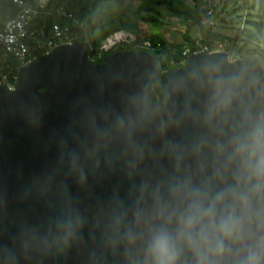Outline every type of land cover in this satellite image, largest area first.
I'll return each mask as SVG.
<instances>
[{
    "label": "water",
    "instance_id": "obj_1",
    "mask_svg": "<svg viewBox=\"0 0 264 264\" xmlns=\"http://www.w3.org/2000/svg\"><path fill=\"white\" fill-rule=\"evenodd\" d=\"M61 43L0 87V264H147L153 193L222 168L264 119V66L192 53L147 82L156 56L88 59Z\"/></svg>",
    "mask_w": 264,
    "mask_h": 264
},
{
    "label": "clouds",
    "instance_id": "obj_2",
    "mask_svg": "<svg viewBox=\"0 0 264 264\" xmlns=\"http://www.w3.org/2000/svg\"><path fill=\"white\" fill-rule=\"evenodd\" d=\"M153 197L147 264H264V119L211 176Z\"/></svg>",
    "mask_w": 264,
    "mask_h": 264
},
{
    "label": "rangeland",
    "instance_id": "obj_3",
    "mask_svg": "<svg viewBox=\"0 0 264 264\" xmlns=\"http://www.w3.org/2000/svg\"><path fill=\"white\" fill-rule=\"evenodd\" d=\"M202 1L207 2L204 8L208 5L215 6L216 31L229 37L242 34V38L236 43L219 41L227 49L230 59L256 60L264 66V42L256 50L257 41L244 40L245 27L256 31L248 21L259 17L262 10L261 0H99L97 7L93 9V13L98 15V24L107 26L111 33L124 30L134 40L121 43L105 54L102 49L104 38H101V30L88 29L90 51L97 43V49L91 54L90 60L98 63L103 54L106 56L123 49L156 53L160 75L156 83L147 85L149 91L155 89L157 83L165 82L166 74L177 63L176 58L179 59L180 66L186 63L184 52L201 35L199 25L191 18V13ZM262 3L264 6V0ZM214 47H218V44ZM155 96V101L166 100H161L158 92Z\"/></svg>",
    "mask_w": 264,
    "mask_h": 264
},
{
    "label": "built area",
    "instance_id": "obj_4",
    "mask_svg": "<svg viewBox=\"0 0 264 264\" xmlns=\"http://www.w3.org/2000/svg\"><path fill=\"white\" fill-rule=\"evenodd\" d=\"M16 8L15 15L8 18L0 27V87L13 90L19 79L18 69L36 60L39 55L46 53L61 43L79 40L81 32L73 30L68 24L54 19L50 23H36L35 19L40 14L65 17L71 19L76 26L82 27L83 22L68 12L64 7L50 9V0H13ZM206 14L201 18L200 25L215 29V6L208 5ZM111 36L112 39H109ZM134 40L124 30L116 31L108 35L102 49L108 51L117 45ZM91 44L88 38L85 40ZM218 44V47H214ZM225 50L217 40L212 41L200 35L195 41V48L188 47L184 52L185 60L192 53L201 51Z\"/></svg>",
    "mask_w": 264,
    "mask_h": 264
},
{
    "label": "trees",
    "instance_id": "obj_5",
    "mask_svg": "<svg viewBox=\"0 0 264 264\" xmlns=\"http://www.w3.org/2000/svg\"><path fill=\"white\" fill-rule=\"evenodd\" d=\"M31 2H35V0H28ZM99 3V0H50L49 8L50 9H56L58 7H64L68 12L72 13L75 17L79 18L83 22V26L79 27L76 26L71 19H67L65 17H58L57 15L53 17L52 15H46L45 13H42L39 15L38 18L35 19L36 23L41 22H47L50 23L54 19L60 20L63 24H68L73 30H79L81 32V37L79 40H86L87 39V31L88 29H91L94 31L95 29H100L102 36L101 38H106L108 35L112 34L107 26H101L98 24V15L93 13V9L97 7ZM207 4L206 1H202L197 9L193 10L191 13V18L194 19L195 23L199 25V32L202 36L206 37L207 39H211L212 41H223L227 42H234L236 43L239 38H242V34H237L234 37L226 36L222 33H219L215 29L211 27H203L200 25L201 18L206 14V9L204 6ZM260 5H262V10L259 12V17L256 19H253L251 21H248L250 23V26L254 27L256 31H253L251 27H245V33L246 37H244L246 42H250L251 40L257 41V49L259 50V46L261 43L264 42L263 38V31H264V6L262 3V0L260 1ZM203 7V8H202ZM16 8L13 3V0H0V27L3 25V23L10 18L11 16L15 15ZM192 49L195 48V43H192L190 46H188ZM97 49V43L94 44L93 49L88 53V58L91 59V54L94 53ZM109 51V50H108ZM103 49V52L106 54L108 52ZM105 54L101 57L99 62L104 61ZM156 58V53H153ZM176 58V57H174ZM177 63L173 66V68L180 66V61L178 58H176ZM98 62V63H99ZM160 75V67L158 69V76ZM157 76V78H158ZM148 81L147 85H152L157 80ZM156 83V82H155ZM158 92L161 96V100H164L166 98L165 95V82H159L156 84L155 89H152L149 91L150 95L153 97L154 100H156L155 93Z\"/></svg>",
    "mask_w": 264,
    "mask_h": 264
},
{
    "label": "bare ground",
    "instance_id": "obj_6",
    "mask_svg": "<svg viewBox=\"0 0 264 264\" xmlns=\"http://www.w3.org/2000/svg\"><path fill=\"white\" fill-rule=\"evenodd\" d=\"M109 39H112L111 36L109 37Z\"/></svg>",
    "mask_w": 264,
    "mask_h": 264
}]
</instances>
